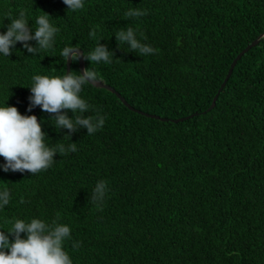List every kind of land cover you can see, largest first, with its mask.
Instances as JSON below:
<instances>
[{
    "label": "trees",
    "instance_id": "trees-1",
    "mask_svg": "<svg viewBox=\"0 0 264 264\" xmlns=\"http://www.w3.org/2000/svg\"><path fill=\"white\" fill-rule=\"evenodd\" d=\"M83 4L72 11L63 0H0V34L20 11L33 34L43 14L59 29L53 47L37 55L21 42L8 57L0 53V106L35 115L47 146L77 147L36 174L5 172L0 157V191L11 194L0 231L11 243L16 219L65 224L72 264H264V0ZM129 9L147 14L129 18ZM129 27L156 51L141 56L116 40ZM258 36L208 109L231 60ZM97 43L113 53L111 63L86 59ZM65 46L79 49L83 69L129 105L158 118L86 83L80 96L91 107L83 115L103 116V127L92 135L56 128L55 114L30 105V87L35 75H64ZM71 71L80 74L77 59ZM99 181L107 187L98 206L91 197Z\"/></svg>",
    "mask_w": 264,
    "mask_h": 264
},
{
    "label": "clouds",
    "instance_id": "clouds-1",
    "mask_svg": "<svg viewBox=\"0 0 264 264\" xmlns=\"http://www.w3.org/2000/svg\"><path fill=\"white\" fill-rule=\"evenodd\" d=\"M63 3L72 11L84 7L83 0H63ZM146 14V10L129 9L125 16L133 18ZM7 18L10 19V15ZM10 21L7 31L0 34V53L5 57L11 54V48L17 42H21L27 52L33 55L53 47L59 29L50 23L47 14L36 18L34 34L28 26L24 11H20L18 18ZM96 35L97 30L93 28L89 32V37L95 39ZM115 37L122 43L126 42L132 51H138L141 56L156 51L151 46L141 43L136 37V31L131 27L118 31ZM32 40L36 41V47L28 44V41ZM61 56L65 61L69 58L73 61L78 58V53L73 46H65ZM86 59L108 64L113 59V53L105 45L97 43ZM97 78V72L89 69H85L83 74L79 75H73L72 71L62 76L35 75L30 87V105L39 106L42 111L55 114L58 129L65 128L69 133H73L79 128H86L87 135H92L103 127L105 119L99 115L95 118L83 115L91 106L81 98L80 93L83 85L96 82ZM63 110H71L74 116L69 118ZM28 111H31V107ZM77 112L80 115H75ZM44 141L45 133L35 115H22L14 106H0V157L4 158L5 172L27 171L36 174L51 167L56 153L67 154L77 151L75 143H70L67 148L63 144L49 147ZM106 187L105 181H99L93 189L91 200L98 206L103 204ZM10 195L7 188L0 191V208L9 204ZM7 233L14 239L10 243L5 231H0V264H72L63 248L65 239L70 236V227L65 224L57 223L55 220L51 224H46L37 218L31 219L30 222L16 219ZM21 233L26 234V238H22Z\"/></svg>",
    "mask_w": 264,
    "mask_h": 264
},
{
    "label": "water",
    "instance_id": "water-1",
    "mask_svg": "<svg viewBox=\"0 0 264 264\" xmlns=\"http://www.w3.org/2000/svg\"><path fill=\"white\" fill-rule=\"evenodd\" d=\"M260 36H258L257 38H255L254 40H252L250 43H248L244 48H242L236 55L235 57L231 60V62L229 63V67L226 71V74L223 78V80L221 81L218 89H217V92L214 94V96L212 97L211 99V102H210V105L208 106V109L211 108L213 105H214V101H215V98L217 96V93L220 91L221 87L224 85L228 75L230 74L231 72V69L232 67L234 66L236 60H238V58L245 52L248 50L249 47L253 46L257 41H258V38ZM75 50L77 51L78 53V58H77V62H78V68H79V73L80 74H83V58H82V53L79 49H76ZM65 64H66V67H65V73L64 74H67L68 71H69V65H70V58L68 60L65 61ZM92 84L93 86L95 87H98V88H104L108 91H110L111 93H113L116 98L126 107L128 108L129 110L131 111H134V112H137V113H140L144 116H147V117H151V118H158V116L154 115V114H150V113H145L143 111H140L138 109H135L134 107H132L131 105H129L125 100L124 98L117 92L115 91L111 86L107 85V84H103L101 83L100 81H96V82H93V83H90ZM190 116V115H189ZM187 116L185 117H180V118H176V119H172V121H181L182 119L186 118ZM161 120H165V118H161Z\"/></svg>",
    "mask_w": 264,
    "mask_h": 264
}]
</instances>
